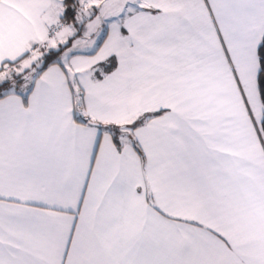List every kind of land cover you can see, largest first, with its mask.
Masks as SVG:
<instances>
[{
	"label": "snow or ice",
	"instance_id": "snow-or-ice-1",
	"mask_svg": "<svg viewBox=\"0 0 264 264\" xmlns=\"http://www.w3.org/2000/svg\"><path fill=\"white\" fill-rule=\"evenodd\" d=\"M0 264H264V0H0Z\"/></svg>",
	"mask_w": 264,
	"mask_h": 264
}]
</instances>
